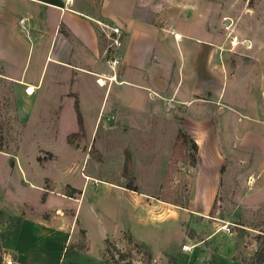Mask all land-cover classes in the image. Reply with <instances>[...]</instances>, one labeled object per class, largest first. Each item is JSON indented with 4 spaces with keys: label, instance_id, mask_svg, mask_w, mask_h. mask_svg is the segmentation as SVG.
I'll use <instances>...</instances> for the list:
<instances>
[{
    "label": "rangeland",
    "instance_id": "374dc122",
    "mask_svg": "<svg viewBox=\"0 0 264 264\" xmlns=\"http://www.w3.org/2000/svg\"><path fill=\"white\" fill-rule=\"evenodd\" d=\"M74 10L96 19L97 13H109L112 20L94 21L103 42L102 63L107 73L110 71L104 63V50L108 40L102 25L114 24L123 32L117 52L122 55L125 44L124 58L131 45L133 51L140 47L142 53L148 52L147 62L151 53H157L172 64L170 81L178 82L177 97L186 91L201 102L217 92L222 99L217 104L220 113L213 115L211 127L205 126L200 132L204 169L195 175L192 168L196 163L190 165L187 156L198 159L197 152L192 155L187 151L184 159L174 160L178 162L163 180L175 127L170 124L176 123V133L185 130L184 125L180 127L179 117L183 114L189 119L195 115L193 107L188 117L174 109L173 104L179 105L175 100L166 105L144 93L139 104L152 117L151 126L145 121V126L149 125L146 131L131 130L125 137L126 130L113 127L109 121L111 96L107 103V98L103 100L104 111L91 130L92 119L90 126L88 122L95 114V96L82 112L86 130L83 128V133L68 144L67 136L76 132L74 102L73 107L65 102L59 111L34 106L48 112L33 109L30 119L22 121L17 117L10 88L0 83V156H17L10 157L12 161L20 157L29 165L40 166L32 169L35 175L48 174L56 181L73 179L79 186L83 180L79 173L86 175L90 168L99 178L126 184L127 179L121 177L126 151L133 156L134 183L139 190H155L159 181L156 197L161 202L152 201L148 207L142 203L140 211L130 194L108 188L98 190L92 181L78 192L77 205L50 194L39 206L35 193L40 192L30 189L28 201L38 209L61 206L62 214H70L67 209L76 208L75 238L59 248L55 244L52 255L57 264H264V0H74ZM151 25L160 31L153 32ZM128 28L131 35L126 41ZM174 34L179 35L178 40ZM195 62L196 76L192 71ZM165 74L160 72L161 76ZM191 78L197 84L206 80L207 84L215 81L217 85L195 95L194 89L198 88L187 87ZM97 100L99 103L101 96ZM121 115L135 117L130 112L116 116ZM199 122L186 120L185 125ZM219 156L221 175L211 203H206L211 177L217 180V170L212 175L211 166ZM2 164L0 158V167ZM44 184L48 187L49 180L45 179ZM57 190L71 192L68 185L62 184ZM5 200L7 197L3 207L7 208L10 204ZM23 212L38 219L57 214L51 210L36 212L29 206ZM17 220L0 212V224L9 227ZM222 225H227L229 231ZM2 237L0 234V241ZM0 264H7L1 249Z\"/></svg>",
    "mask_w": 264,
    "mask_h": 264
},
{
    "label": "crops",
    "instance_id": "0c3cea01",
    "mask_svg": "<svg viewBox=\"0 0 264 264\" xmlns=\"http://www.w3.org/2000/svg\"><path fill=\"white\" fill-rule=\"evenodd\" d=\"M108 14L106 12L97 13L98 19H96L88 14L75 11L74 0H0V83L10 88L18 119L27 122L33 109L39 112H48L38 110L34 106L43 107L49 111H59L65 102L72 107L73 102H76L82 127L86 130L87 122L82 112L88 109V106L92 104L91 98L96 96V100L92 104V112L95 114L92 113L94 116L92 114L89 116L90 122H88L90 126L92 119L90 127L92 130L100 120L99 114L104 111L103 100L107 98L105 101L107 103L111 96L108 103L109 108H112V114L108 117L109 121H112L113 127L125 129L126 133L123 135L126 137L131 130H137L136 133L146 131L149 125L145 126V121H150L151 126L152 117L147 116V111L139 104V99L144 93L148 95L149 99L156 98L161 102H166V105L169 101L175 100L179 105L175 107L173 104L174 109L188 117L191 115L192 107L194 108L192 113L195 115L188 119L182 114L179 118L182 120L180 127L184 125L183 128H186L182 130L190 138H195L198 160L192 169L195 175L201 173L205 166V159L202 155L203 145L199 139L200 132H203L202 128L205 126L211 127L212 119L215 117L213 115L220 113L218 102L222 99L221 95L215 92L208 100L201 102L193 99L192 94H187L186 91L181 97H177L178 82L173 84L170 81L173 71L172 64L167 63L165 58L159 57L157 53H151L147 62L148 52L142 53L140 47L133 51L131 45L126 48L124 58L123 47L125 44L122 47V61L117 77L115 76L109 82L105 79L104 87L98 86L96 77L102 75L99 79L103 80L104 77H110L111 73H107V69L102 63L104 46L94 21L112 20ZM21 18L24 19V22L19 24L18 21ZM151 26L153 32L160 31L153 25ZM127 30L125 31L128 33L125 37L126 41L131 35L130 28ZM18 31H21L23 35H20ZM174 39L178 40L179 35L174 34ZM203 44L205 45L204 41ZM195 65L196 62L192 70L195 73L194 76H196ZM160 72L166 74L161 76ZM207 82L204 80L203 84H197V81L195 83V80L191 78L189 86H186L198 88L194 89L195 95H198L203 92V89L214 88L217 85L215 81H209L208 84ZM100 91L102 93L98 95ZM0 94L3 95L2 92ZM97 96H101L99 103ZM37 97H39L38 100H36ZM40 97L43 99L40 100ZM187 110L188 112H186ZM123 112H130L135 117L116 116ZM197 115L198 117H196ZM186 120H201V122L186 126ZM174 124H170L175 126L173 127L174 132L170 136V139H173L170 148L176 136V123ZM168 151L171 152L170 149ZM10 157L12 156H6V154L0 156L3 159V164L0 167V173H2L0 177V212L10 219H18L9 227L6 224H0V234L3 236L0 241V249L3 251V257L7 264H57L52 255L55 244L59 248L60 245L64 246L71 237L75 238L76 208L66 205L69 208L64 209L71 210L70 214H62L61 206H44L42 209H38L50 194L75 202L77 205L78 192H81L89 181H92L94 185L98 186V190L108 188L119 193L130 194L136 201V209L139 211L144 208V204L148 207L152 201L161 202L156 197L159 181L156 182V189H152L150 192L137 188L132 168L134 165L133 156H130V173L133 176L132 184L136 187V191L126 189L123 181L118 183L117 179L107 180L97 177L93 174L95 170L91 168L89 172H86V175L81 176L79 173L83 179L79 186L73 179L65 178V180L56 181L48 174L41 175L37 172L35 175L32 169L40 167L39 165H29L25 159L20 157L12 161ZM14 157L17 156L12 158ZM166 158L163 174L169 156L167 155ZM221 158L222 156H219L215 165L211 166L212 175L217 170V180L213 181V176L211 177L206 203H211L216 191L217 181L221 175L220 168L218 169ZM45 179L49 180L48 187L44 184ZM248 181H251V177L248 178ZM61 184L70 187V194L58 192L57 189H60ZM30 189L40 192L35 193L39 205L37 208L28 201ZM41 196H43L42 199ZM5 197H7L5 201L9 202L13 208L10 205L7 208L3 207ZM142 203L144 204L142 205ZM27 206L33 207L36 212L51 210L57 214L46 219H38L36 215L23 212V208ZM150 219L147 220L151 221L152 219ZM55 238L58 242H55ZM48 245H53V247L48 249Z\"/></svg>",
    "mask_w": 264,
    "mask_h": 264
},
{
    "label": "trees",
    "instance_id": "16d2710c",
    "mask_svg": "<svg viewBox=\"0 0 264 264\" xmlns=\"http://www.w3.org/2000/svg\"><path fill=\"white\" fill-rule=\"evenodd\" d=\"M73 109H74L75 121H76V132L67 136L66 141L68 144L71 143L72 138H76L78 137V135L83 133L82 121L77 109L76 102H74ZM187 151L188 153L191 152L192 155H195L197 152V146L195 142L186 133H184L181 130H178L171 147L169 161L165 173L163 175V180L169 177L173 163L175 164L176 162H178V161L174 162V160L184 159ZM187 157L189 159L190 165H194L198 160L196 156H187ZM121 177L127 179L126 184H124V187L126 189L136 191V187L131 183L132 177L130 176V156L126 151L124 152ZM159 199L162 200L161 198Z\"/></svg>",
    "mask_w": 264,
    "mask_h": 264
},
{
    "label": "built area",
    "instance_id": "2783aa9c",
    "mask_svg": "<svg viewBox=\"0 0 264 264\" xmlns=\"http://www.w3.org/2000/svg\"><path fill=\"white\" fill-rule=\"evenodd\" d=\"M24 19H19L18 23L22 24ZM105 30H103L105 34V38L107 41L105 50H104V63L107 66L108 70L112 73L110 77H104L106 81H111L113 79V75H115V69L120 65L122 60L121 55L117 52L122 44V35L123 32L121 28L114 24L105 25L103 24ZM103 79V80H105ZM97 85L99 83L96 80ZM222 229L229 231L227 225H222ZM184 248V247H183Z\"/></svg>",
    "mask_w": 264,
    "mask_h": 264
},
{
    "label": "bare ground",
    "instance_id": "6f19581e",
    "mask_svg": "<svg viewBox=\"0 0 264 264\" xmlns=\"http://www.w3.org/2000/svg\"><path fill=\"white\" fill-rule=\"evenodd\" d=\"M98 83H99V85L100 86H104V82H103V80L102 79H98V81H97Z\"/></svg>",
    "mask_w": 264,
    "mask_h": 264
}]
</instances>
